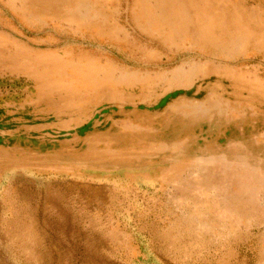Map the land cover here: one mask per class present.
Masks as SVG:
<instances>
[{"label":"rangeland","instance_id":"1","mask_svg":"<svg viewBox=\"0 0 264 264\" xmlns=\"http://www.w3.org/2000/svg\"><path fill=\"white\" fill-rule=\"evenodd\" d=\"M61 1L0 0V264H264V0Z\"/></svg>","mask_w":264,"mask_h":264},{"label":"bare ground","instance_id":"2","mask_svg":"<svg viewBox=\"0 0 264 264\" xmlns=\"http://www.w3.org/2000/svg\"><path fill=\"white\" fill-rule=\"evenodd\" d=\"M45 2H46L45 6L55 7V9L60 12H62L64 9L67 10L69 7V4L67 3V1L62 2L61 0H45ZM74 12H77L76 8L74 9Z\"/></svg>","mask_w":264,"mask_h":264}]
</instances>
